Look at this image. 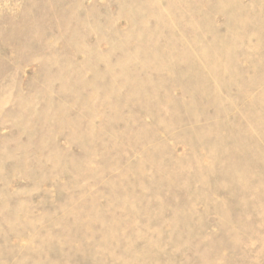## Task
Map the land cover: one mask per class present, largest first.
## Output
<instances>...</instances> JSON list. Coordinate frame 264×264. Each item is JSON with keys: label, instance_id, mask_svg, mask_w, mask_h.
Instances as JSON below:
<instances>
[{"label": "rangeland", "instance_id": "rangeland-1", "mask_svg": "<svg viewBox=\"0 0 264 264\" xmlns=\"http://www.w3.org/2000/svg\"><path fill=\"white\" fill-rule=\"evenodd\" d=\"M0 264H264V0H0Z\"/></svg>", "mask_w": 264, "mask_h": 264}]
</instances>
